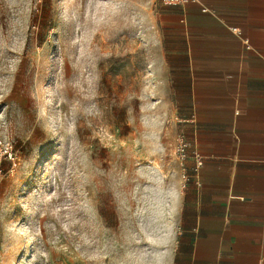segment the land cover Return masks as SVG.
Here are the masks:
<instances>
[{
  "label": "rangeland",
  "instance_id": "1",
  "mask_svg": "<svg viewBox=\"0 0 264 264\" xmlns=\"http://www.w3.org/2000/svg\"><path fill=\"white\" fill-rule=\"evenodd\" d=\"M169 6L0 0V264L174 263Z\"/></svg>",
  "mask_w": 264,
  "mask_h": 264
},
{
  "label": "crops",
  "instance_id": "2",
  "mask_svg": "<svg viewBox=\"0 0 264 264\" xmlns=\"http://www.w3.org/2000/svg\"><path fill=\"white\" fill-rule=\"evenodd\" d=\"M165 15L164 101L204 156L198 177L186 161L173 264H264V0Z\"/></svg>",
  "mask_w": 264,
  "mask_h": 264
},
{
  "label": "built area",
  "instance_id": "3",
  "mask_svg": "<svg viewBox=\"0 0 264 264\" xmlns=\"http://www.w3.org/2000/svg\"><path fill=\"white\" fill-rule=\"evenodd\" d=\"M165 4H180L185 5L187 3L196 2L200 3L201 0H162ZM203 11L209 10L207 6H202ZM178 159L184 163L187 161L190 157L193 158V173L196 177L199 176L200 169L204 165V156L201 153V151L196 147H192V142L186 138L185 135H181L178 138L176 149ZM2 259V249L0 247V261Z\"/></svg>",
  "mask_w": 264,
  "mask_h": 264
}]
</instances>
